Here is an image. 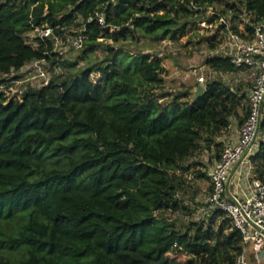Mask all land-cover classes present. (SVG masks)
Masks as SVG:
<instances>
[{
    "label": "trees",
    "instance_id": "trees-1",
    "mask_svg": "<svg viewBox=\"0 0 264 264\" xmlns=\"http://www.w3.org/2000/svg\"><path fill=\"white\" fill-rule=\"evenodd\" d=\"M216 2L0 0V75L42 57L65 70L46 86L28 88L22 101L0 95V264H235L243 235L226 212L217 209L208 225L185 229L164 212L180 208L176 170L203 142L230 130L234 117L243 124L248 93L213 79L195 102L192 92L166 99L156 90L164 82L163 58L123 46L143 37L179 40L205 17L192 5ZM226 6L220 12L233 11L234 20L249 15L250 32L264 17V0ZM95 10L104 12L106 25L88 24L79 58L58 61L44 54L41 41L26 42L34 27L60 32ZM98 46L106 54H96ZM206 63L237 70L230 58ZM259 135L251 159L264 184V117Z\"/></svg>",
    "mask_w": 264,
    "mask_h": 264
},
{
    "label": "built area",
    "instance_id": "built-area-1",
    "mask_svg": "<svg viewBox=\"0 0 264 264\" xmlns=\"http://www.w3.org/2000/svg\"><path fill=\"white\" fill-rule=\"evenodd\" d=\"M192 6L209 17L217 16L221 24L228 26L225 17L214 6ZM92 22L105 26L104 12L95 10L80 19V26L62 27L60 32L49 24L34 27L25 39L33 46L41 41L45 46L44 54L54 55L58 61L65 60L71 58L69 54L72 52L84 49L88 24ZM198 23L200 26L212 24L205 17ZM227 29L225 44L208 58H230L237 70L249 72L248 115L239 126L237 138L224 143L219 159L210 170L213 189L208 203L212 213L217 209L226 212L233 227L243 235V248L236 255L235 264H252L251 252L257 262L264 260V184L258 178L251 159L257 150L264 117V17L253 25L252 32L246 28L240 31ZM207 70L206 65L194 69L199 84L208 82L205 76ZM215 71L218 70L210 69V72ZM62 72L61 65L46 57L32 59L19 69L12 68L0 75V95L7 100L22 101L28 88L46 86L54 74Z\"/></svg>",
    "mask_w": 264,
    "mask_h": 264
},
{
    "label": "rangeland",
    "instance_id": "rangeland-1",
    "mask_svg": "<svg viewBox=\"0 0 264 264\" xmlns=\"http://www.w3.org/2000/svg\"><path fill=\"white\" fill-rule=\"evenodd\" d=\"M232 2L233 0H226ZM226 1L216 4H212L220 12L221 8H226ZM210 5V4H208ZM221 13V12H220ZM225 20L228 22V28L242 30L246 28L245 21L250 17L249 15L243 16L242 21L234 20V12L228 10L226 14H222ZM208 15L205 14V18L208 19ZM198 20V21H197ZM196 23H191L188 26V30L180 37L179 40L164 39L161 41H155L152 37H143L138 43H126L123 44L124 50L131 53H143L150 54L151 58L158 55L163 58V65L165 67L164 82L160 86L156 87L157 91H164L167 95L166 99H170L173 96L180 94L183 95L185 92L194 93L199 85L197 76L194 74V69L199 68L202 65L208 67L205 73L206 79L223 80L229 84L233 89L238 90L240 93H249L251 78L250 74L246 70H237L233 72L215 71L209 65L206 64L208 57L212 53L220 49L224 44L228 36V29L226 25L221 24L219 20H215L208 26H200L197 18ZM213 36H216L214 39ZM99 41L107 42V44L114 45L112 41H108L105 38H100ZM216 47L213 48L212 45ZM122 45V44H121ZM105 47L98 46L97 53L106 54L104 52ZM83 50L72 52L70 55L71 59L79 58L83 55ZM123 58V57H121ZM86 61L80 59L78 68L84 67ZM62 74H65L63 70ZM92 81L97 84L99 81V74L93 73L91 75ZM203 85L206 86V83ZM191 93V94H192ZM183 100L189 99L188 97L182 96ZM248 104V102H247ZM245 110H241V116L245 115ZM239 120L233 118V125H239ZM231 132L229 130L224 132L220 137L215 139V142L209 144L205 141L202 147L199 148L192 156H190L185 162L182 163V167L176 170V174L179 176L181 186L179 187L177 198L179 199L180 208L176 211L170 209L164 212V215L171 221H175L177 225L183 229L190 222H204L206 225L209 224L212 215V208L209 206L208 197L211 194L210 187V170L217 159L216 146L217 142H221L223 149L226 137H229ZM259 135L258 139H260ZM227 142V141H226ZM203 174H206L204 176ZM209 177V178H208ZM220 220H217L214 224L215 227L219 225ZM15 259V258H13ZM252 264H264V260L257 262L253 256H251Z\"/></svg>",
    "mask_w": 264,
    "mask_h": 264
},
{
    "label": "water",
    "instance_id": "water-1",
    "mask_svg": "<svg viewBox=\"0 0 264 264\" xmlns=\"http://www.w3.org/2000/svg\"><path fill=\"white\" fill-rule=\"evenodd\" d=\"M205 92V85L199 84L194 93L191 94V101L195 102L200 96H202Z\"/></svg>",
    "mask_w": 264,
    "mask_h": 264
},
{
    "label": "crops",
    "instance_id": "crops-1",
    "mask_svg": "<svg viewBox=\"0 0 264 264\" xmlns=\"http://www.w3.org/2000/svg\"><path fill=\"white\" fill-rule=\"evenodd\" d=\"M238 131H239V125H237V124L236 125H232V128L229 130V132H231V135L229 137H226V139H228L226 141L235 140L237 138Z\"/></svg>",
    "mask_w": 264,
    "mask_h": 264
}]
</instances>
